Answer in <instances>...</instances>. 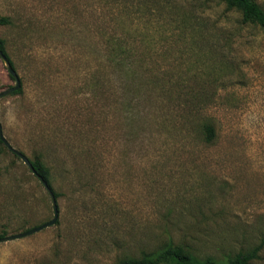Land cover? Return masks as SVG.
Segmentation results:
<instances>
[{
	"label": "rangeland",
	"instance_id": "374dc122",
	"mask_svg": "<svg viewBox=\"0 0 264 264\" xmlns=\"http://www.w3.org/2000/svg\"><path fill=\"white\" fill-rule=\"evenodd\" d=\"M0 16L22 88L0 98L3 136L41 156L59 194L57 222L0 242V264H117L169 243L224 263L264 240L263 30L219 0H0ZM114 36L140 90L106 67ZM14 85L0 59V92ZM52 217L40 182L2 154L5 237Z\"/></svg>",
	"mask_w": 264,
	"mask_h": 264
},
{
	"label": "trees",
	"instance_id": "16d2710c",
	"mask_svg": "<svg viewBox=\"0 0 264 264\" xmlns=\"http://www.w3.org/2000/svg\"><path fill=\"white\" fill-rule=\"evenodd\" d=\"M225 4L228 10L237 12L241 17V23L246 25H252L260 28L264 31V10L255 0H219ZM10 19L5 16H0V26L10 25ZM108 43V44H107ZM106 43L109 54L106 58V67L118 75L123 84L129 90H140L143 87L142 78L138 74V62L136 57L132 54L131 48L128 47L124 40L111 37ZM0 51L9 60L12 68L14 69L13 62L9 58L4 46V40L0 38ZM15 70V69H14ZM9 78L14 80L10 75ZM99 80L96 84H99ZM95 84V86H96ZM102 85V84H101ZM22 93V88L11 93V95H17ZM201 136L204 141L210 143L215 138L214 128L207 123H202L200 128ZM4 153L11 154L16 160L19 158L10 152L0 140V157ZM22 153V152H21ZM23 154V153H22ZM29 159V158H28ZM37 175L42 177L48 187L52 190L55 199L59 197V194L53 189L52 177L50 168L45 164L40 155L35 156L33 159H29ZM29 175L38 181L36 176L32 175L27 169ZM30 230L26 229L23 232ZM6 230H0V239L6 235ZM264 245V240L257 246L247 251H241L235 254L233 257L227 259L224 263L217 262L211 257L204 259L196 258L191 251L182 245H175L172 243L165 244L160 249L153 251H143L138 258L127 257L120 260L117 264H251L253 260L258 258V254Z\"/></svg>",
	"mask_w": 264,
	"mask_h": 264
},
{
	"label": "water",
	"instance_id": "95a60500",
	"mask_svg": "<svg viewBox=\"0 0 264 264\" xmlns=\"http://www.w3.org/2000/svg\"><path fill=\"white\" fill-rule=\"evenodd\" d=\"M0 59L3 62V64L6 67V70L8 72V74L14 79L15 85L3 92H0V98L10 95L11 93L17 91L20 89L21 87V83L19 80V77L16 73V71L12 68L9 60L6 58V56L0 51ZM0 140L3 143V145L13 154H15L22 162L23 164L27 167V169L31 172L32 175L36 176V178L38 179V181L40 182V184L43 186V188L45 189V191L47 192L49 198H50V202H51V206H52V212H53V217L50 221L36 227V228H32L30 230H27L25 232L19 233V234H15L12 236H7L4 238L0 239V242H6V241H10V240H17V239H21L24 237H27L31 234H34L36 232L41 231L44 228L53 226L57 220H58V216H59V210H58V205H57V200L54 197V194L52 192V190L48 187V185L46 184V182L42 179V177H40L39 175H37L36 171L34 170L32 164L30 163L29 159L22 154L20 151L14 149L9 142L5 139V137L3 136V132H2V126L0 124Z\"/></svg>",
	"mask_w": 264,
	"mask_h": 264
}]
</instances>
